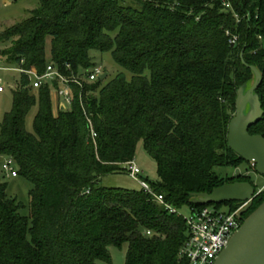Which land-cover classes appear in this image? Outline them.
I'll use <instances>...</instances> for the list:
<instances>
[{"label": "trees", "instance_id": "trees-1", "mask_svg": "<svg viewBox=\"0 0 264 264\" xmlns=\"http://www.w3.org/2000/svg\"><path fill=\"white\" fill-rule=\"evenodd\" d=\"M0 44L7 63L39 73L53 64L67 77L81 74L96 65L94 52L131 73L72 84L68 110L56 107L50 83L32 88L21 73L1 123L0 157L31 183L30 212L0 178V264L111 263L110 247L124 245L126 264H186L188 227L166 204L202 208L194 194L251 181L215 168L246 162L227 139L238 89L254 80L242 53L263 74L264 110V0H41L0 31ZM249 131L264 136V116ZM140 140L157 162L159 182L149 184L165 204L143 187L100 185L128 172ZM263 202L264 192L245 215Z\"/></svg>", "mask_w": 264, "mask_h": 264}, {"label": "water", "instance_id": "water-1", "mask_svg": "<svg viewBox=\"0 0 264 264\" xmlns=\"http://www.w3.org/2000/svg\"><path fill=\"white\" fill-rule=\"evenodd\" d=\"M243 63L254 73L250 85L239 87L236 111L229 123L228 146L240 158L251 163L255 172L264 177V136L251 134L249 129L264 116L260 96L257 93L262 84L263 74L256 66ZM108 73L101 75L105 80ZM193 203L201 205L247 202L241 211L242 224L232 235L214 264H264V202L248 216L257 197V189L251 181H235L216 187L212 192L196 193Z\"/></svg>", "mask_w": 264, "mask_h": 264}, {"label": "rangeland", "instance_id": "rangeland-1", "mask_svg": "<svg viewBox=\"0 0 264 264\" xmlns=\"http://www.w3.org/2000/svg\"><path fill=\"white\" fill-rule=\"evenodd\" d=\"M41 0H0V31H4L8 26H11L19 21L27 18L29 11L39 6ZM5 44H0V51L4 50ZM96 65L102 66L105 72L108 73L109 78L119 72H124L128 78L131 73L126 69L118 66L110 53H93ZM47 60L51 61V40L47 43ZM18 63H7L6 59L0 55V77L4 81V91L0 92V130L1 123L5 114L11 110L13 106V90L16 88V81L20 79L21 72ZM54 102L57 98V91L53 90ZM38 111V105H35L29 111L26 117V129L30 132L34 130V118ZM134 161L136 165L142 170L140 178L148 183H158V165L155 159L147 152L144 141L140 140L137 144ZM4 158L0 157V178L8 183L7 192L10 196L15 197L25 207L23 214L29 215L30 204V190L31 183L22 176H8L5 175L2 169ZM16 168V166H14ZM215 172L222 176H237L247 175L255 184L257 191L264 187V177L255 172L253 164L243 162L237 166H219L215 168ZM248 180V179H247ZM100 185L106 187H118L125 189H140L141 183L134 179L128 172H120L105 175L101 178ZM221 211L229 212L230 206L228 204H221L218 206ZM179 215L187 218L191 215L192 207L189 204H183L177 208ZM248 216V215H247ZM127 245L123 247H110L112 255V262L99 261L98 264H126Z\"/></svg>", "mask_w": 264, "mask_h": 264}, {"label": "built area", "instance_id": "built-area-1", "mask_svg": "<svg viewBox=\"0 0 264 264\" xmlns=\"http://www.w3.org/2000/svg\"><path fill=\"white\" fill-rule=\"evenodd\" d=\"M225 5L231 7L228 1L225 2ZM235 16L239 18L237 14ZM238 39L239 37L234 35L231 42L235 44ZM18 71L29 76L32 88H39L45 83H50L58 93L57 98L60 99L63 110L71 108L72 84L82 85L83 81L95 82L105 73L104 68L99 65L82 72L84 73H81L82 75L77 73L71 77L64 75L53 64H49L43 73L23 67H20ZM55 82H57L58 87L54 86ZM3 91L4 81L0 77V92ZM95 136L96 134L93 132V137L95 138ZM14 166V161L11 158H5L2 164L4 174L18 176L17 169ZM125 166L128 173L138 180L148 193L155 196L158 202L165 204L163 195L156 194L152 186L140 178L142 170L134 160L129 161ZM262 192H264V187L257 191V196ZM246 205L247 202H241L236 209L229 212L221 211L216 205L212 204L205 205L202 208L192 207L191 215L185 218L189 237L180 250V256L186 261V264H214L232 235L241 226L240 213ZM166 207L170 212L178 213L177 209L171 205L166 204Z\"/></svg>", "mask_w": 264, "mask_h": 264}, {"label": "crops", "instance_id": "crops-1", "mask_svg": "<svg viewBox=\"0 0 264 264\" xmlns=\"http://www.w3.org/2000/svg\"><path fill=\"white\" fill-rule=\"evenodd\" d=\"M55 104H56V107H57L58 109L63 110V107L61 106V101H60L59 98H56V99H55Z\"/></svg>", "mask_w": 264, "mask_h": 264}]
</instances>
